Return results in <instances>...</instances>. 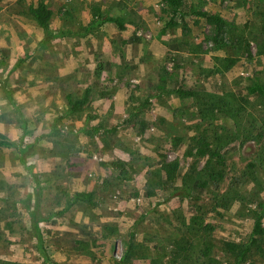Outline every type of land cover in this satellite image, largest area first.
I'll return each instance as SVG.
<instances>
[{
	"label": "rangeland",
	"instance_id": "obj_1",
	"mask_svg": "<svg viewBox=\"0 0 264 264\" xmlns=\"http://www.w3.org/2000/svg\"><path fill=\"white\" fill-rule=\"evenodd\" d=\"M180 1L163 34L167 0H0V260L237 264L226 243L247 241L264 204V98L247 92L264 85V0ZM199 140L224 157L219 184L202 185ZM242 264H264V238Z\"/></svg>",
	"mask_w": 264,
	"mask_h": 264
},
{
	"label": "trees",
	"instance_id": "obj_2",
	"mask_svg": "<svg viewBox=\"0 0 264 264\" xmlns=\"http://www.w3.org/2000/svg\"><path fill=\"white\" fill-rule=\"evenodd\" d=\"M169 6L173 7L172 16L166 25L162 28L163 34H168L172 29L178 26V16L181 9L180 0H167ZM29 12L35 18L37 23L44 29L49 27V22L52 18V11L44 1H39L37 4L29 5ZM199 17L205 18L209 23L216 24L218 28H221L224 22L217 16L209 14L207 12H195ZM98 20H103L106 23H112L117 26L119 30H124V19L121 17H107L103 11L99 12ZM96 21H93L91 24H95ZM179 94H191L190 91L184 90L183 87H179L176 90ZM247 92L251 96H257L264 98V85L259 82H255L252 85L247 87ZM90 89H86L84 95L81 99H73L71 96L68 97L69 111L71 113H76L81 110L85 105L89 103ZM9 99H11L9 95ZM118 126L114 125L111 128L106 130V133H113L117 131ZM102 129L101 126L95 127L92 129L93 133L90 135H96ZM11 147V142L5 135L0 134V149ZM191 156H197L199 158H204L210 156L207 165L206 172L208 174V180L203 182L202 185H208L209 183L219 184L221 180L224 179V174L222 171L218 170L219 166L225 164L224 157L219 151L212 152L209 144L205 140H199L196 146L195 153L190 152ZM179 169L178 161L170 163L164 166V171L166 174L167 181L173 180ZM79 201L82 203H88L90 205H95L94 192L93 191H81L77 192L72 196V201ZM264 204H260L256 210V215L254 217V223L252 225L251 233L248 236L247 241L242 243H235L229 241L226 243V250L235 257L237 264H242L245 261L246 257L252 250L259 245L260 240L264 238ZM0 264H24L15 261H3L0 260ZM49 264H59L54 259H49ZM119 264H123L121 261Z\"/></svg>",
	"mask_w": 264,
	"mask_h": 264
}]
</instances>
